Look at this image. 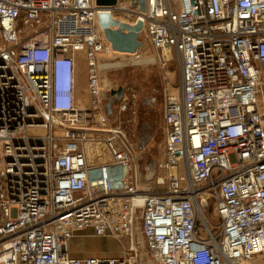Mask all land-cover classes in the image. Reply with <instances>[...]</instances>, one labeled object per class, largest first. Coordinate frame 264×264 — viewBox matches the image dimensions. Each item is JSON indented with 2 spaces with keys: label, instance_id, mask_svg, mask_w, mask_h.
I'll return each instance as SVG.
<instances>
[{
  "label": "built area",
  "instance_id": "obj_1",
  "mask_svg": "<svg viewBox=\"0 0 264 264\" xmlns=\"http://www.w3.org/2000/svg\"><path fill=\"white\" fill-rule=\"evenodd\" d=\"M109 11L179 57L180 96L164 103V189L138 191L136 145L103 112L100 56L120 53L96 0H0V264H135L68 246L83 233L132 242L139 219L151 264L264 258V0H146L145 13L121 0ZM91 146L106 162H90ZM209 202L217 226L204 219Z\"/></svg>",
  "mask_w": 264,
  "mask_h": 264
},
{
  "label": "rangeland",
  "instance_id": "obj_2",
  "mask_svg": "<svg viewBox=\"0 0 264 264\" xmlns=\"http://www.w3.org/2000/svg\"><path fill=\"white\" fill-rule=\"evenodd\" d=\"M139 40L142 48L137 54H118L100 56V65L109 64L114 60L119 66L107 70H101L100 86L103 91H110L122 87L123 96L129 101L130 106L120 113V103L116 113L115 124L123 127L131 141L136 145L137 159L133 157L132 177L137 181V170L140 169L141 184L144 190L153 187L155 191L164 189L157 185L159 178H165V174L156 169V163L164 158L165 130L163 127L164 103L166 94L180 96L181 70L179 57L174 51H162L153 48L145 33H141ZM1 45V38H0ZM168 87V91H166ZM87 76V65L84 58L77 68V105L79 109L91 108L92 98ZM122 96V97H123ZM135 103L133 106L132 103ZM109 124L112 126L110 120ZM145 125V126H144ZM144 127V130H142ZM44 135L45 133L40 132ZM149 137L145 149L141 151L140 139ZM1 146V145H0ZM2 147V146H1ZM0 147V153H1ZM98 147H88V156L91 163H104V157L97 156ZM99 149V148H98ZM100 150V149H99ZM101 152V150H100ZM146 182V181H149ZM145 183H149L146 184ZM137 184V182H136ZM138 186V185H137ZM204 219L211 221L215 226L220 222L216 216L213 203L209 202L207 209H203ZM140 218V216H139ZM140 219L135 228L134 239L115 237H90L80 238V234L69 243V250L73 257L78 258L75 251L88 250L98 257L122 258L132 257L135 264H151V257L140 232ZM202 224V223H201ZM135 251H132V247ZM85 247V248H84ZM96 257V256H93ZM252 264H258L255 261Z\"/></svg>",
  "mask_w": 264,
  "mask_h": 264
},
{
  "label": "water",
  "instance_id": "obj_3",
  "mask_svg": "<svg viewBox=\"0 0 264 264\" xmlns=\"http://www.w3.org/2000/svg\"><path fill=\"white\" fill-rule=\"evenodd\" d=\"M121 0H96V4L99 8L102 9V13L98 16L99 27L102 30L105 39L114 52L120 54H137L138 51L142 48V42L139 40V37L143 31V23L138 22L136 25L131 26L125 23L120 22L117 19H114L110 13V9L116 6V4ZM133 7H138L141 13L146 12V0H129ZM119 66L113 61L109 64L100 65L101 70H107ZM102 66V68H101ZM123 88L119 87L117 89H111L110 91H103L101 95L102 100V109L105 116L110 120L112 126L115 124L116 113L118 110V105L123 96ZM114 120V122H112ZM145 126V125H144ZM163 127L165 130L164 116H163ZM144 130V127H142ZM149 140V137L146 135V138L140 139L139 149L143 151L145 149V144ZM137 159V156H134V160ZM161 162L156 163V169L159 171ZM137 185L138 191L141 192L143 189L140 187L141 184V174L138 167L137 170ZM150 183L149 181H146ZM149 183H145L149 184Z\"/></svg>",
  "mask_w": 264,
  "mask_h": 264
},
{
  "label": "crops",
  "instance_id": "obj_4",
  "mask_svg": "<svg viewBox=\"0 0 264 264\" xmlns=\"http://www.w3.org/2000/svg\"><path fill=\"white\" fill-rule=\"evenodd\" d=\"M90 237H92L90 234H85V235L81 236L80 238L88 239ZM68 248H69V246H68ZM69 251L71 253V250H69ZM73 254H75L78 258H88V257H93V256L98 257L95 253H92V252H90L88 250H81V251H78V252L75 251V253H73ZM255 262L258 263V264H264V258L262 256H257L255 258Z\"/></svg>",
  "mask_w": 264,
  "mask_h": 264
},
{
  "label": "bare ground",
  "instance_id": "obj_5",
  "mask_svg": "<svg viewBox=\"0 0 264 264\" xmlns=\"http://www.w3.org/2000/svg\"><path fill=\"white\" fill-rule=\"evenodd\" d=\"M101 68H102V66H101Z\"/></svg>",
  "mask_w": 264,
  "mask_h": 264
}]
</instances>
